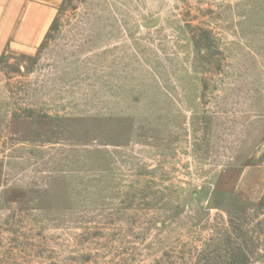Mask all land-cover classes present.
<instances>
[{
  "label": "rangeland",
  "instance_id": "obj_1",
  "mask_svg": "<svg viewBox=\"0 0 264 264\" xmlns=\"http://www.w3.org/2000/svg\"><path fill=\"white\" fill-rule=\"evenodd\" d=\"M0 264H264V0H59L5 48Z\"/></svg>",
  "mask_w": 264,
  "mask_h": 264
},
{
  "label": "crops",
  "instance_id": "obj_2",
  "mask_svg": "<svg viewBox=\"0 0 264 264\" xmlns=\"http://www.w3.org/2000/svg\"><path fill=\"white\" fill-rule=\"evenodd\" d=\"M59 0H0V54L34 48L47 33Z\"/></svg>",
  "mask_w": 264,
  "mask_h": 264
},
{
  "label": "trees",
  "instance_id": "obj_3",
  "mask_svg": "<svg viewBox=\"0 0 264 264\" xmlns=\"http://www.w3.org/2000/svg\"><path fill=\"white\" fill-rule=\"evenodd\" d=\"M3 56H4V55H2V57H3ZM2 57H1V58H2Z\"/></svg>",
  "mask_w": 264,
  "mask_h": 264
}]
</instances>
